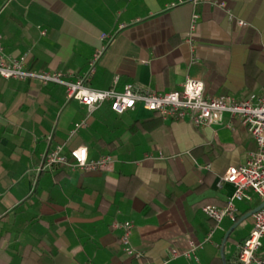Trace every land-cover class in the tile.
<instances>
[{"label":"crops","instance_id":"1","mask_svg":"<svg viewBox=\"0 0 264 264\" xmlns=\"http://www.w3.org/2000/svg\"><path fill=\"white\" fill-rule=\"evenodd\" d=\"M179 1L185 0H0L4 56L28 53L29 70L78 78L104 48L87 79L92 89L121 92L133 84L163 94L190 79L211 98L260 95L264 0L167 9ZM194 13L192 63L186 39ZM55 146L66 153L85 147L89 160L113 161L101 171L58 167L36 175ZM256 149L227 113L209 127L163 120L141 107L118 116L107 103L88 113L62 87L0 79V264H159L170 249L187 251L190 243L203 245L170 264H222V241L234 224L224 220L203 243L214 223L201 209L225 205L234 188L222 177ZM262 203H238V215ZM247 220L225 244L227 264L252 229L251 219L236 235ZM114 221L132 223L137 256L123 252Z\"/></svg>","mask_w":264,"mask_h":264},{"label":"built area","instance_id":"2","mask_svg":"<svg viewBox=\"0 0 264 264\" xmlns=\"http://www.w3.org/2000/svg\"><path fill=\"white\" fill-rule=\"evenodd\" d=\"M210 0H185L168 5L167 9L177 8L184 4L196 6ZM198 15L192 14L190 28L186 42L194 57L193 33L196 28ZM243 23L239 22V25ZM104 48L96 51L90 61L86 74L82 77L72 78L59 71H32L27 67L29 54L25 53L18 58H5L0 38V79L35 82L41 86L56 85L62 87L68 100L78 102L84 106L88 113H92L101 105L107 103L110 110L118 116L136 107L157 115L163 120H188L195 126L209 127L215 125L223 113L235 118L255 141L257 149L251 153L245 163L239 167H230L221 181L234 188L233 194L228 197L223 207L206 205L202 213L214 223V228L208 233L203 243H208L219 225L224 220L233 221L238 214V203H252L254 198L264 202V91L258 95H251L244 100H236L230 96L211 98L205 95L204 85L201 82L186 80L180 91L156 94L150 91H141L133 84H127L121 92L114 88L106 90L92 89L87 85V79L94 72ZM117 78L114 79V84ZM85 127V121L76 124L72 134ZM113 161L109 155L98 160H89L85 147H79L66 153L62 146L49 149L36 169V175L45 170L65 167L70 170L84 172L101 171ZM252 229L249 235L238 245L235 264H264V255L260 254L262 239L264 238V208L252 215ZM113 231L120 232V244L123 252L128 256L136 255L131 243L130 234L132 223H111ZM203 244H189L187 251L172 248L167 258L159 264H170L178 258L190 259L191 255ZM137 256V255H136Z\"/></svg>","mask_w":264,"mask_h":264},{"label":"water","instance_id":"3","mask_svg":"<svg viewBox=\"0 0 264 264\" xmlns=\"http://www.w3.org/2000/svg\"><path fill=\"white\" fill-rule=\"evenodd\" d=\"M264 208V202L262 204H260L258 207H256L255 209H253L251 212L247 213L246 215H244L243 217H241V219L236 223L234 224L231 229H229L227 231V233L225 234L224 238H223V241H222V245H221V248H220V259H221V262L222 264H227L226 263V260H225V256H224V247H225V244L229 238V236L231 235V233L234 231V229L237 228V226L244 222L245 220L249 219L252 217L253 214H255L256 212L262 210Z\"/></svg>","mask_w":264,"mask_h":264},{"label":"trees","instance_id":"4","mask_svg":"<svg viewBox=\"0 0 264 264\" xmlns=\"http://www.w3.org/2000/svg\"><path fill=\"white\" fill-rule=\"evenodd\" d=\"M252 211V209L251 208H249V209H247V211H245L244 213H242L241 215H236L235 216V219L233 220V221H231L232 222V224H235V223H237L240 219H241V217H243L244 215H246L247 213H249V212H251ZM229 239V238H228ZM236 261V260H235ZM235 261L232 263V264H235Z\"/></svg>","mask_w":264,"mask_h":264},{"label":"rangeland","instance_id":"5","mask_svg":"<svg viewBox=\"0 0 264 264\" xmlns=\"http://www.w3.org/2000/svg\"><path fill=\"white\" fill-rule=\"evenodd\" d=\"M251 222V219H248L243 225H242V227H244V228H240L241 230H239L237 233H236V235L237 236H239V235H243L244 234V232H245V230L248 228V225H249V223ZM244 229V230H243ZM241 231V232H240Z\"/></svg>","mask_w":264,"mask_h":264}]
</instances>
